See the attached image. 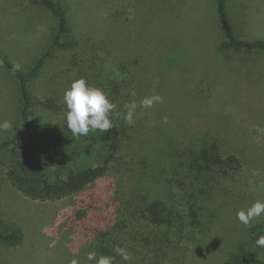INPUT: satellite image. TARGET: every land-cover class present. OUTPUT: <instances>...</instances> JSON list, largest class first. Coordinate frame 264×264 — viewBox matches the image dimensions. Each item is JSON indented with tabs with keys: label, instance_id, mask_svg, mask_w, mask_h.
<instances>
[{
	"label": "rangeland",
	"instance_id": "374dc122",
	"mask_svg": "<svg viewBox=\"0 0 264 264\" xmlns=\"http://www.w3.org/2000/svg\"><path fill=\"white\" fill-rule=\"evenodd\" d=\"M149 2L71 0V23L79 47L59 49L30 88L36 98L52 97L63 102L64 91L70 86L66 71L71 68L74 52H81L91 39L107 38L114 23L112 17L122 15L134 21L136 15L140 16L130 29L129 48L114 50L101 41L98 45L106 48L103 54L110 66L127 63L132 72L127 74L132 81L129 90L136 91L135 97L130 95L132 100L139 101L153 92L163 97V103L137 109L133 123L139 130L136 146L153 151L154 145L159 146L157 136L168 130L179 135L172 140L180 148L189 130L191 134L205 132L212 123L211 127L218 124L224 128L227 149L245 161V168L235 177L234 193L216 189L210 195L202 194L203 225L191 222L187 215L189 195L173 181L172 199L186 213L190 229L173 252L174 264H228V256L219 262L213 249L223 242L228 251L240 240L251 244L247 232L251 227L240 223L236 213L256 200H264V53L250 54L238 71L231 67L227 70L229 58L215 40H224L216 33V0H167L170 7L161 13L141 10ZM152 7L153 3L148 9ZM227 9L239 39H264V0H227ZM56 33L57 19L36 0H0V121L9 120L13 125L10 130H0V140L11 137L20 122L17 71L8 69L6 60L18 63L19 70L26 72L46 52ZM172 59L174 65L167 62ZM66 112L43 111L35 106L31 131L22 140L34 143L37 151L44 145L40 138L43 127L50 122L62 123ZM226 113L230 114L224 119ZM5 169L0 158V230L22 228L24 236L17 244L0 241V264H70L73 259L89 264L86 254L96 230L116 217L118 207L125 208V203L116 200L117 176L104 177L71 197L41 201L11 187ZM147 184H141L140 196L152 195V187ZM261 218L264 216L252 225ZM129 224L143 236L158 229L146 221L142 211L132 213Z\"/></svg>",
	"mask_w": 264,
	"mask_h": 264
},
{
	"label": "trees",
	"instance_id": "16d2710c",
	"mask_svg": "<svg viewBox=\"0 0 264 264\" xmlns=\"http://www.w3.org/2000/svg\"><path fill=\"white\" fill-rule=\"evenodd\" d=\"M36 1L57 19V33L46 52L31 68L26 72L18 70L15 73L20 122L11 137L0 140V158L6 167L8 184L33 200L58 201L79 194L100 179L115 174L116 193L119 196L116 200L125 203V208L118 207L116 217L105 228L96 230L89 252L112 255L115 257L113 264H125L112 251L119 245L131 254L132 259L127 264H174L173 252L185 231L189 232L190 229L185 220L186 213L179 210L172 199L173 181L189 195L187 215L191 217V222L193 220L196 225H203L200 218L202 194L210 195L216 189L225 194L229 190L234 193L232 188L235 177L245 168L243 157L227 149L229 144L226 131L218 127V124L211 127L212 123L207 125L210 127L205 132L198 130V133L191 134L189 130L183 139L184 145L180 148L172 140L180 138L179 135L168 130H163L157 136L159 146L154 145L153 151L136 146L139 134L137 126L127 124L117 115L123 113L124 105L132 100L128 85L132 81L127 79L131 70L124 61L110 66L103 54L106 48L101 49L98 45L101 41L102 44L109 43L114 50L129 48L132 43L130 29L141 19L137 15L134 21H129L122 15L112 17L114 23L108 37H100L102 40L91 39L90 44L81 52H74L71 68L66 71L69 83L73 78L84 77L90 85L99 87L108 94L117 105L112 115L114 127L107 133L97 130L89 132L86 137H73L65 120L62 123L50 122L40 132L44 145L36 151L34 143L22 140L31 131L35 106L38 105L43 111L56 113L65 110L66 106L56 98H36L30 85L41 76L47 62L55 58L59 49L75 50L79 47V40L74 36L71 23V0ZM151 3L152 9H148ZM149 6H144L141 10L161 13L170 7L167 0H150ZM216 8L219 18L216 33L224 38L222 41L215 39L219 44L218 49L229 58L226 62L227 70L231 67L238 71L250 54L264 53V39H239L228 14L227 0H216ZM172 60L167 62L174 65L175 60ZM5 63L12 71L13 63L8 59ZM161 63H158V67ZM227 113L224 119L230 114L227 116ZM162 136L167 139V144ZM142 183L151 185L152 195L140 196L138 190ZM233 207L238 209L235 205ZM139 211L143 212L151 226L158 228L153 234L143 236L135 225L129 224L132 213ZM247 232L251 244L247 240H240L235 248L228 251L227 244L223 242L213 249L219 262L228 256V264H264V249L257 248L254 244L255 239L264 234V218L253 224ZM23 233L22 228L0 230V241L21 243Z\"/></svg>",
	"mask_w": 264,
	"mask_h": 264
},
{
	"label": "clouds",
	"instance_id": "9594fccd",
	"mask_svg": "<svg viewBox=\"0 0 264 264\" xmlns=\"http://www.w3.org/2000/svg\"><path fill=\"white\" fill-rule=\"evenodd\" d=\"M20 65L13 63L12 70L18 71ZM158 83V81H157ZM132 97L136 96V91L130 90ZM63 103L67 112L65 116L66 127L73 137L88 136L89 132L107 133L114 127L112 115L117 105L109 98L108 94L99 87L90 85L84 77L73 78L70 86L63 94ZM163 103V97L153 92L152 95L145 96L139 101L133 99L124 105L125 111L118 113L129 125L134 123L137 109H150L155 104ZM13 127L9 120L0 121V130L7 131ZM264 216V200H256L246 208H241L236 213V218L245 227H251L253 221ZM254 244L257 248L264 249V234L259 235ZM112 251L127 264L132 257L125 247L115 246ZM86 259L95 264H113L115 259L112 255H98L95 251L86 254ZM70 264H79L77 259L71 260Z\"/></svg>",
	"mask_w": 264,
	"mask_h": 264
}]
</instances>
